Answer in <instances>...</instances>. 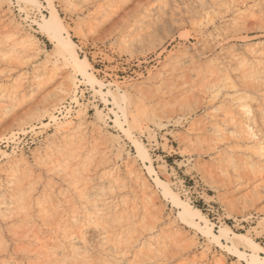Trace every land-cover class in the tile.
I'll use <instances>...</instances> for the list:
<instances>
[{
  "label": "rangeland",
  "instance_id": "rangeland-1",
  "mask_svg": "<svg viewBox=\"0 0 264 264\" xmlns=\"http://www.w3.org/2000/svg\"><path fill=\"white\" fill-rule=\"evenodd\" d=\"M256 256L264 0H0V264Z\"/></svg>",
  "mask_w": 264,
  "mask_h": 264
},
{
  "label": "bare ground",
  "instance_id": "bare-ground-1",
  "mask_svg": "<svg viewBox=\"0 0 264 264\" xmlns=\"http://www.w3.org/2000/svg\"><path fill=\"white\" fill-rule=\"evenodd\" d=\"M52 20L55 22L59 21V17L56 13H53ZM60 40V38L58 39ZM71 45H73V42L70 41ZM67 52V51H66ZM68 55L72 57L74 62L76 63V67L78 68V71L83 75L84 78L89 77V72L87 71L86 67L83 65L82 60L78 57L77 53L74 51H68ZM83 65V66H82ZM158 184L163 185V181L160 178L156 179ZM176 204L180 209H182L181 214L184 217V219H187V223L192 225L193 227L197 228L202 232L203 234L209 236V238L215 239L217 242L221 243L222 240L230 239V236L233 234V237L237 238H246L245 234H237L232 232V230L227 227L226 229H222L220 233H215L213 231V227L211 225L210 220L203 214L201 209L199 208H193L188 206L186 203H184L180 198L176 197ZM253 242V241H252ZM233 248L236 250L237 253H241L242 251L238 249L236 246V242L232 241ZM238 244V243H237ZM249 244V243H248ZM253 245V244H252ZM257 245V244H256ZM254 247V246H253ZM254 264H264V257L262 256H256L255 257Z\"/></svg>",
  "mask_w": 264,
  "mask_h": 264
}]
</instances>
